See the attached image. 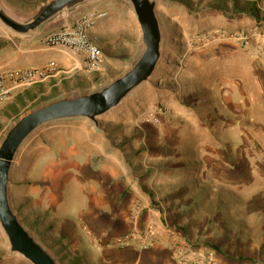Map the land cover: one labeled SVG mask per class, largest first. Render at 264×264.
Listing matches in <instances>:
<instances>
[{
    "label": "rangeland",
    "instance_id": "1",
    "mask_svg": "<svg viewBox=\"0 0 264 264\" xmlns=\"http://www.w3.org/2000/svg\"><path fill=\"white\" fill-rule=\"evenodd\" d=\"M9 1L20 9L44 0ZM157 12L163 45L152 76L97 126L76 118L35 130L12 165L13 207L67 264H137L132 251L157 247L167 248L171 264H264V0H159ZM77 16L102 29L101 71L63 78L60 90L36 102L1 105L0 144L23 115L110 84L140 56L128 1L101 0ZM83 135L92 142L80 143ZM93 144H102L106 164ZM99 173L107 185L102 204L123 206L129 226L113 238L88 233L83 244L67 231L69 216L83 210L80 193L68 194L72 185L90 191ZM55 198L72 205L57 208ZM9 247L0 226V264H31Z\"/></svg>",
    "mask_w": 264,
    "mask_h": 264
},
{
    "label": "water",
    "instance_id": "2",
    "mask_svg": "<svg viewBox=\"0 0 264 264\" xmlns=\"http://www.w3.org/2000/svg\"><path fill=\"white\" fill-rule=\"evenodd\" d=\"M96 0H50L26 20L10 14L0 1V22L18 34H32L59 15ZM132 6L144 45L130 70L110 84L93 92L62 98L23 115L0 144V226L10 253L23 256L32 264H59L49 249L39 244L15 211L10 195L11 169L25 140L39 127L58 120L86 118L98 124V117L117 107L133 90L147 82L162 56L163 32L157 12L159 0H126Z\"/></svg>",
    "mask_w": 264,
    "mask_h": 264
},
{
    "label": "crops",
    "instance_id": "3",
    "mask_svg": "<svg viewBox=\"0 0 264 264\" xmlns=\"http://www.w3.org/2000/svg\"><path fill=\"white\" fill-rule=\"evenodd\" d=\"M0 1L4 8L14 17L19 20H26L33 17L39 10L40 6L49 2L50 0L41 1L33 8H23L21 5L20 9H15L11 5L13 3H10L9 0ZM99 1L101 0L85 3L78 6L71 12L59 15L53 20L46 23L39 31H35L32 34L15 33L0 22V71L42 68L51 63L57 64L61 70L60 75H58L56 78L49 79L37 86L29 87L15 92L8 102H10L11 104H18L23 100L36 102L38 99L49 97L53 92L60 90L61 81L63 80V78H67L69 76L71 77L76 72H88L85 69V59L84 57H82V55L75 54L71 50L64 47H50L45 43L44 39L51 33L57 31L60 26H62V24L68 23L70 21V18L77 21L79 19L77 15L80 9ZM15 4H17L16 1ZM69 24L70 23H68L67 25ZM91 33L97 38L98 45L100 46V41H102V29L93 28L91 30ZM62 98L54 99L51 102ZM81 138L82 141L80 143L84 144V140L87 142H92L90 135L88 137L83 135V137ZM96 142L100 141L98 140ZM81 147L83 148V150H85V145ZM91 148L92 153L94 154L93 156L97 158L103 157L106 164L109 155L106 153V151H102V144H93ZM91 185L92 187L90 191H86L85 186L72 185V187H70L72 191L68 194L70 195L75 191H78L77 194L80 193V202L82 203L80 205L83 206V210L77 213L73 212L69 216L67 222L69 223V226L71 225V228L67 227V231H70V234L74 237H82L83 244L85 242L84 238H87L88 233H93L94 236L98 237L100 236L104 238H113L116 235L124 232V230L129 226V216H127L128 212L126 213V209H123V206L119 208V204H116L115 202L113 203V205L111 203H107L105 205L102 204V189L106 188L105 186H107L104 182L102 183V173H99V176H96ZM113 193L115 196L117 195V197L120 195V193L116 191V189ZM56 196L60 199V201L61 199L63 200V198H66L62 193H59ZM60 201L55 198L54 206H57L58 208L60 206L66 205V203L64 204ZM68 205L72 204L68 203ZM107 206L112 210H110L111 212L108 211L109 209ZM21 220L23 221V219ZM24 224L25 226L27 225L26 222H24ZM27 229H29L28 225ZM60 236L61 235H56L52 238H54L55 240L59 239ZM60 247L62 249H66L64 245H60ZM49 248V251L59 264H67V261H65L64 259L60 260L62 253L56 252L52 246H50ZM132 252H134V259L137 264H171L167 248L164 249L163 247H157L151 252L141 255H139L136 251ZM68 253L69 252L67 251V254ZM9 255L13 256L19 254H11L9 247ZM21 257L25 259L23 256Z\"/></svg>",
    "mask_w": 264,
    "mask_h": 264
},
{
    "label": "built area",
    "instance_id": "4",
    "mask_svg": "<svg viewBox=\"0 0 264 264\" xmlns=\"http://www.w3.org/2000/svg\"><path fill=\"white\" fill-rule=\"evenodd\" d=\"M94 21L91 18H81L74 25L48 37L47 44L51 47L62 46L73 53L84 57L86 71H101L104 63V53L98 45L97 38L91 30ZM242 42L249 44L247 36H241ZM264 53V51H261ZM61 70L55 63L42 68H28L0 71V106L8 102L19 90L37 86L60 75Z\"/></svg>",
    "mask_w": 264,
    "mask_h": 264
},
{
    "label": "bare ground",
    "instance_id": "5",
    "mask_svg": "<svg viewBox=\"0 0 264 264\" xmlns=\"http://www.w3.org/2000/svg\"><path fill=\"white\" fill-rule=\"evenodd\" d=\"M185 10H186V9H185ZM186 14H187V13H186ZM188 17H189V16H188ZM186 18H187V17H186ZM181 24H182V23H180V25H181ZM202 32H203V31H202ZM191 43H192V42H191ZM225 44H226V43H225ZM196 56H197V55H196ZM199 57H200V56H199ZM201 59H202V58H201ZM196 75H197V74H196ZM197 76H198V75H197ZM197 76H196V77H197ZM181 77H182V76H181ZM200 77H201V76H200ZM200 77H199V78H200ZM202 78H203V76H202ZM202 78H201V79H202ZM204 80H205V79H204ZM194 81H195V80H194ZM190 82H192V81H190ZM203 82H204V81H203ZM201 84H202V83H201ZM205 84H206V82H205ZM198 85H199V84H198ZM188 86H189V85H188ZM191 86H192V85H191ZM206 86H207V84H206ZM222 86H223V85H222ZM229 88H230V87H229ZM183 99H184V98H183ZM170 109H171V108H170ZM182 111H183V110H182ZM183 112H184V111H183ZM170 114H171V113H170ZM182 116H183V115H182ZM145 117H146V116H145ZM147 117H148V116H147ZM186 119H187V118H186ZM147 121H148V120H147ZM156 121H157V120H156ZM194 121H195V120H194ZM199 121H200V120H199ZM170 122H171V120H170ZM208 122H209V121H208ZM143 123H145V122H143ZM162 123H163V122H162ZM164 123H165V122H164ZM204 123H205V122H204ZM153 124H154V123H153ZM158 124H159V123H158ZM196 128H197V127H196ZM97 149H98V148H97ZM132 201H133V200H132ZM128 202H129V201H128ZM128 202H127V203H128ZM135 205H136V204H135ZM134 213H135V212H134ZM156 229H157V228H156ZM163 230H164V229H163ZM203 241H204V240H203ZM220 249H221V248H220ZM219 253H220V252H219ZM219 253H218V255H221V254H222V253H221V254H219ZM241 254H242V253H241ZM232 255H233V254H232ZM239 255H240V254H239ZM229 257H230V256H229ZM232 258L234 259V257H232ZM228 261H229V260H228ZM203 262H205V261H203ZM237 263H238V262H237ZM203 264H204V263H203Z\"/></svg>",
    "mask_w": 264,
    "mask_h": 264
},
{
    "label": "trees",
    "instance_id": "6",
    "mask_svg": "<svg viewBox=\"0 0 264 264\" xmlns=\"http://www.w3.org/2000/svg\"><path fill=\"white\" fill-rule=\"evenodd\" d=\"M250 14H253V16L256 17V15L254 14V11L250 10Z\"/></svg>",
    "mask_w": 264,
    "mask_h": 264
}]
</instances>
